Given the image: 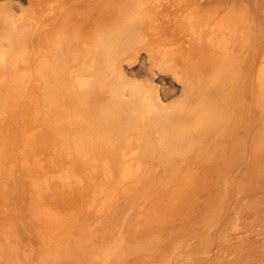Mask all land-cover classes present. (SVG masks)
<instances>
[{"label":"bare ground","instance_id":"6f19581e","mask_svg":"<svg viewBox=\"0 0 264 264\" xmlns=\"http://www.w3.org/2000/svg\"><path fill=\"white\" fill-rule=\"evenodd\" d=\"M22 5L0 0V264L264 257V0Z\"/></svg>","mask_w":264,"mask_h":264},{"label":"rangeland","instance_id":"374dc122","mask_svg":"<svg viewBox=\"0 0 264 264\" xmlns=\"http://www.w3.org/2000/svg\"><path fill=\"white\" fill-rule=\"evenodd\" d=\"M12 3H13V5H14L15 7L18 6V5H20V6H18V8H19V7L23 6L22 4H24V6H25V5H28L29 0H12ZM137 63H138V62L135 63V67L138 68L139 65H137ZM179 94H180V93H179ZM177 95H178V94H177ZM177 95H176V96H177ZM202 195H203V194H201L200 197H202ZM199 204H200V202L198 203V205H199ZM178 221L181 222V219H179ZM195 223H197V224H195ZM195 223H194V224H195L194 226H195V227H196V226L198 227V226H199V223H198V222H195ZM200 226H201V225H200ZM203 228H205V225H204ZM188 229H190V228H188ZM167 230L170 231L171 229H167ZM175 230H176V231H177V230L179 231L180 228H178V229L175 228ZM203 230H204V229H203ZM198 231H199V230H196L195 232L197 233ZM193 233H194V232H193ZM206 233H208V232L206 231ZM179 237H180V238H177V240H175V242L180 241V240L183 239V238H186V236H184V235H183V236H179ZM194 239H195V237L193 236L192 238H190V239L188 240V242H191V241H193ZM259 257H260V256H258V258H259ZM261 258L264 259V257L261 256V257L259 258V261H261ZM257 260H258V259H257ZM259 261H254V262L252 261V262L255 263V264H257L256 262H258V264H260ZM263 261H264V260H263ZM263 261H262L261 263L264 264ZM252 262H250L249 264H253Z\"/></svg>","mask_w":264,"mask_h":264}]
</instances>
